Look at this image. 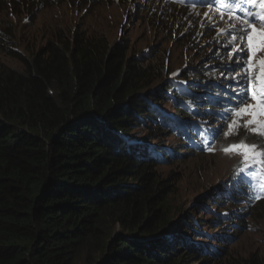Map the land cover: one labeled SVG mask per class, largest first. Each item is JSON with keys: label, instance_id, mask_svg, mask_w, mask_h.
Segmentation results:
<instances>
[{"label": "trees", "instance_id": "obj_1", "mask_svg": "<svg viewBox=\"0 0 264 264\" xmlns=\"http://www.w3.org/2000/svg\"><path fill=\"white\" fill-rule=\"evenodd\" d=\"M48 1L58 0H0V16L6 18L0 19V54L18 63L0 62V264H264V243L249 248L237 237L230 243L238 246L223 245L226 235L214 233L227 229L223 215L213 213L202 228L199 218L171 214L170 197L182 179L175 159L198 152L192 141L198 134L169 129L176 123L149 102L181 112L189 99L193 107L190 93L196 89L210 102L205 100V110L220 117L223 110L216 111L234 93L217 95L218 85L235 83L229 79L235 74L227 59L231 48L225 46L231 37L220 30L240 21L226 17L227 7L211 15L201 0H187L183 8L123 0L120 6L132 3L136 20L153 34L146 49L136 50L129 39L110 40L87 20L111 0H64L79 12L77 20L43 23L42 43L24 37L27 53L16 51V27L31 26L12 23L7 15L32 16ZM216 43L223 46L220 54ZM174 51L179 58L191 55L187 67L178 58L169 60ZM177 68L175 80L189 81L186 90L167 77ZM218 71L224 72L219 84L199 83ZM140 128L144 135L135 139L133 131ZM170 135L179 142L170 143ZM166 164L178 172L164 178L159 167ZM237 168V162L230 164L225 179ZM225 179L207 201H225L217 193ZM245 187L239 183L229 200L224 191L223 197L237 201ZM263 212L264 200L253 213L260 219ZM238 219L239 213L233 219L239 229ZM249 229L257 230L254 223ZM200 236L220 242L198 241Z\"/></svg>", "mask_w": 264, "mask_h": 264}, {"label": "rangeland", "instance_id": "obj_2", "mask_svg": "<svg viewBox=\"0 0 264 264\" xmlns=\"http://www.w3.org/2000/svg\"><path fill=\"white\" fill-rule=\"evenodd\" d=\"M111 1L112 4L110 6L103 4L99 11H97L98 13L95 14L96 16L94 15V12L89 14L87 16V20L97 25V29L103 30L110 40L115 41L119 36H123L124 39L127 38L130 42H132V46L134 45L136 50L146 49L150 44V41L153 40V34L150 31H146V22L141 19L136 20L139 18L138 11L132 6L125 8L122 4L120 6L119 2H124L123 0ZM132 1L134 0H131V2ZM212 1L213 0L203 2L204 6L208 8ZM48 3L49 4L45 5L43 8L39 7L36 11V14L32 16L31 13L28 14L27 12L21 16H14L9 13V10H6L7 13H9L7 15L8 21L16 23L19 26L25 24H28L29 27L31 26L29 29H19L18 26L16 27L14 34L16 35L15 44L17 46L15 47L14 43L11 46L15 47L16 51L25 52L22 43V39L24 37H29V40H31L32 36H34L38 39L39 44L42 43L44 40V35L41 37L42 30L40 29V26L43 23L47 24L53 19H58L57 22L70 21V19H72V21H74V19L77 20L76 18L79 12L74 11V7L70 8L64 0H58L56 3L48 1ZM147 6H150V4H147ZM20 8L26 9L23 7ZM95 8H97V6ZM233 12L234 10H230L226 14V17L229 18ZM214 13V9H211V15H214ZM0 19L4 21L6 18L0 17ZM6 39H8V37H6ZM190 56L191 55L187 53L186 56L179 58L178 56L176 57V53L174 51L173 55H170L169 60L176 62L175 60L178 58L181 61L180 64L182 67H187L188 61L191 58ZM0 62L8 64L12 67L18 66V63L15 60L3 54H0ZM178 71L179 70L177 68L176 70L170 72V74L167 76L168 79L170 81H174ZM144 132V128L137 129V131H133V137L135 139L141 138L144 135ZM199 157L200 156L192 155L188 156V158L185 160L175 159L177 166L175 164H166L160 166L159 171L162 173V176L166 178L178 172V170H174L175 166L181 168L179 173L182 174V179L178 181L176 186L177 188L174 191L175 193H173V195L170 197L174 207V209L171 211V214L173 215L175 212V217L178 215V219L184 218V215H190L189 217L199 218L202 220L200 221L202 228H205L209 225L207 222L208 215L204 213L201 208L208 202L207 195H210V191L213 189L214 185L226 177V165L229 163V161L227 158L219 154L216 155L214 160H201ZM262 214H264V212ZM188 219H186L185 222H187ZM251 221V224L254 223V226H256L257 230L253 231L252 229L248 228L244 232H237L235 239L239 237V242L243 240L244 246L255 248L260 244L263 245L264 243V241H260L264 236V217L256 219L254 216L251 217ZM197 238L204 241L206 240L205 238L201 237ZM232 243L234 242H231L227 245H229V247H233L234 245L238 246V243H234L230 246Z\"/></svg>", "mask_w": 264, "mask_h": 264}, {"label": "snow or ice", "instance_id": "obj_3", "mask_svg": "<svg viewBox=\"0 0 264 264\" xmlns=\"http://www.w3.org/2000/svg\"><path fill=\"white\" fill-rule=\"evenodd\" d=\"M178 2L184 3L185 0ZM214 3L243 12L242 16L237 17L233 12L229 17L230 20H239V24H228L226 28L220 30L221 35L227 32L231 37L225 46L231 48L228 53L232 62L229 71L235 74L229 79L235 80L238 84V87L233 89L232 99L235 103L225 108L221 115V120L228 118L227 130L223 135L225 138L238 136L240 128L243 127L246 133L257 135L264 140V55H258L264 53V0H214ZM248 5L251 7H246ZM209 7L211 9V3ZM204 15L206 20L213 19L209 13ZM237 41L241 43L232 47ZM236 68L241 71L235 72ZM222 127L223 123L215 128H209L204 133V139L201 141L204 150L216 151L213 142ZM219 150L226 155H239L243 167L238 171L246 173L249 180L262 181L259 187L264 189V143H249L245 135L237 141L221 145ZM256 198H260L258 194Z\"/></svg>", "mask_w": 264, "mask_h": 264}, {"label": "clouds", "instance_id": "obj_4", "mask_svg": "<svg viewBox=\"0 0 264 264\" xmlns=\"http://www.w3.org/2000/svg\"><path fill=\"white\" fill-rule=\"evenodd\" d=\"M163 4H169V5H176L178 8L185 7L186 6V1L184 3L178 2V0H161ZM150 4V3H146ZM212 7L211 9H219L221 12L224 9L223 7L217 8V5L212 2ZM132 6V3L129 5V7ZM42 8L43 6H38V8ZM134 7V6H132ZM37 8V9H38ZM228 12L230 11L229 8H225ZM234 15L237 16L236 12L234 11ZM238 17V16H237ZM217 39V37H213L212 40ZM216 54H220L223 46H221L219 43H216ZM258 55H264V53H259ZM227 59H230L229 55L227 56ZM237 72L241 71V69L236 68ZM224 79V72H216V75L214 77L210 76L208 81H201L199 82L201 85H204L206 83H213L214 85L219 84L222 80ZM178 84H180L185 90L188 88L189 81H182L181 79L177 78L175 80ZM193 85V84H192ZM196 86V85H194ZM220 89L216 90V94L219 95L222 90L225 89H234L238 87L237 82L232 86H226L223 83L218 85ZM191 97L194 100L193 107H190V102L191 99L185 102V108H182L181 112H175V111H165L164 109L162 110L158 105H155L151 100L149 102L156 107L158 110L163 113V115L167 116L169 119H171L174 123H176L175 126H172L169 129H175L179 133L184 134L187 136L190 132L194 131V135L198 134L197 138L195 140H192L193 143L197 144L196 148L198 152H192L189 154H184L185 156H200L202 154L204 155H214L213 160L215 159L216 155L219 154L225 158L228 159L229 163L226 165L227 168L230 166V164L237 162L238 163V168L236 171H231L229 176L225 179L227 180V183H224L225 180L223 181L224 187L219 189L217 191L218 195L223 198L225 201H221L219 205H215L213 202L214 201H208L202 208L201 210L208 215L207 217V222L210 221L211 218H213V213H219L220 215H223L227 220H228V226L226 230L220 231L218 229L214 230L215 232L219 233H224L226 235V238L222 242L224 246L230 243L231 239H235V235L237 232H244L246 231L250 226H251V216L252 213L254 212V208L262 201L264 200V189L259 187V184L262 183L260 180H255L254 182L251 183L252 180H249L247 177L246 173H240L238 169L243 167V164L241 162V157L239 155H226L222 151H220L221 145H227L229 143H232L234 141L239 140L240 138L244 137L247 135V140L249 143H256V144H262L264 143V140H262L259 136L253 135V134H248L246 133L245 129L243 127L240 128L239 130V135L238 136H232L230 138H225L223 135V132L227 130V123H228V118H224L221 120V115L219 116H214L212 113H208L210 110H205L206 105H205V100H207L206 96L202 99L200 96L202 94L198 95L197 90L195 89L191 93ZM224 94V93H223ZM234 94H232L233 97ZM212 96V91H208L207 97ZM208 101V100H207ZM209 102V101H208ZM210 103V102H209ZM235 101L231 98V100L227 101L224 103V105H221L219 107V110L216 111L219 112L220 110H224L231 104H234ZM223 113V112H222ZM221 123H223V127L220 129V134L216 137L214 143V146L216 148V151H207L204 150V144L201 142L204 139V133L209 129V128H215L219 126ZM166 126H170L169 124ZM201 132V134H200ZM225 140V143L222 144L221 139ZM170 143L172 141L179 142V139L176 138L173 135L169 136ZM196 141V142H195ZM183 142V141H182ZM184 143V142H183ZM185 144V143H184ZM159 147V145H155ZM190 146V144L188 145ZM172 149V148H171ZM168 150V154L171 156L174 153V150L172 149ZM164 150V149H163ZM180 154L178 158H184ZM223 180V179H222ZM220 180L219 183L222 181ZM239 183H244L246 185L245 190L243 191L242 195L237 201H234L232 203L227 202V199L225 196L223 197V191L224 194L228 196V200L231 198L232 194V188L237 187ZM257 186L258 188H255ZM214 187L213 189H215ZM254 189V191H253ZM257 194L259 195L260 198H256ZM213 208V209H212ZM239 213V219L237 225L240 227L239 229L235 228V223L233 222V219L235 215ZM200 222V221H199ZM211 230V229H210ZM231 230V231H230ZM201 237V236H200ZM197 238V237H196ZM201 238H205L207 242L213 243V244H219V240L216 238H209L207 236H203ZM198 241H204L200 240L197 238Z\"/></svg>", "mask_w": 264, "mask_h": 264}, {"label": "bare ground", "instance_id": "obj_5", "mask_svg": "<svg viewBox=\"0 0 264 264\" xmlns=\"http://www.w3.org/2000/svg\"><path fill=\"white\" fill-rule=\"evenodd\" d=\"M202 2H208L209 0H201ZM246 7H251L250 5H248V6H246ZM243 12L240 10V9H236V14H237V16L239 17V16H242L243 14H242ZM1 17V16H0ZM255 180H252V182H254ZM255 188H258L257 186H255ZM210 191V190H209ZM216 205V204H215ZM213 209V208H212ZM238 226V225H237ZM238 229V228H237Z\"/></svg>", "mask_w": 264, "mask_h": 264}]
</instances>
